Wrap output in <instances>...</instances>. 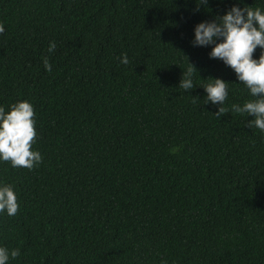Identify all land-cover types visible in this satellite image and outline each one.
<instances>
[{"label": "trees", "instance_id": "trees-1", "mask_svg": "<svg viewBox=\"0 0 264 264\" xmlns=\"http://www.w3.org/2000/svg\"><path fill=\"white\" fill-rule=\"evenodd\" d=\"M234 6L264 0H0V106H34L43 157L0 161L20 204L0 214L9 264H264V132L230 110L252 99L235 72L192 43ZM209 78L229 83L219 119Z\"/></svg>", "mask_w": 264, "mask_h": 264}, {"label": "clouds", "instance_id": "clouds-1", "mask_svg": "<svg viewBox=\"0 0 264 264\" xmlns=\"http://www.w3.org/2000/svg\"><path fill=\"white\" fill-rule=\"evenodd\" d=\"M199 5H206L208 0H197ZM194 47L213 45L210 52L211 59H219L230 67L240 83L244 84L252 97L242 106L231 105V112L247 114L255 117L247 124L249 128H258L264 132V10L261 8L234 6L222 17H216L212 22H201L195 27ZM5 32V26L0 23V35ZM261 49L259 59L254 55ZM56 43L53 41L48 52L53 53ZM188 58V57H187ZM121 63H129L127 53L119 58ZM45 69L52 71V64L48 57L42 58ZM189 61V59H188ZM198 72L189 62L183 71L179 88L185 92L194 89L193 75ZM203 88L207 93L205 104L220 105L215 117L218 119L227 115L229 109L224 107L228 98L229 83L223 79H212ZM198 98H193L195 103ZM37 118L34 106L28 101H21L11 105L10 111L0 106V161L10 163L13 168L34 170L43 162L39 151L33 149L38 138L36 130ZM172 154L180 151V147L170 149ZM19 197L14 185L0 186V214L7 213L9 217L19 212ZM20 256L19 249L0 246V264H9L10 259Z\"/></svg>", "mask_w": 264, "mask_h": 264}]
</instances>
